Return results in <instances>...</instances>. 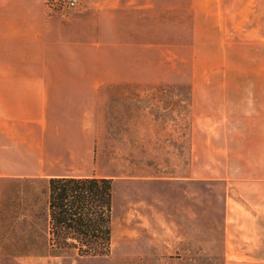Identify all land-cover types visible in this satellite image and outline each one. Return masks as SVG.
<instances>
[{"label":"crops","instance_id":"0c3cea01","mask_svg":"<svg viewBox=\"0 0 264 264\" xmlns=\"http://www.w3.org/2000/svg\"><path fill=\"white\" fill-rule=\"evenodd\" d=\"M95 1L63 13L49 10L47 0H0V264L59 256L54 247L42 252L8 243V232L26 231L31 218L49 228L53 178H108L98 167L96 142L111 124L113 105L149 90L137 84L154 78V58L133 53L149 47V32L154 46L156 13L186 16L184 25L203 29L206 23L218 29L219 16H226L227 32L241 31L246 65L242 180L252 188L245 190L244 215L264 214V0H98L91 5ZM139 32H146L141 44ZM230 121L229 116L227 125ZM243 244L245 255L259 256L249 264H264V228L244 236ZM25 255L34 257L28 261Z\"/></svg>","mask_w":264,"mask_h":264},{"label":"rangeland","instance_id":"374dc122","mask_svg":"<svg viewBox=\"0 0 264 264\" xmlns=\"http://www.w3.org/2000/svg\"><path fill=\"white\" fill-rule=\"evenodd\" d=\"M55 1L57 6L47 0L49 10L67 13L88 6V0H76L61 10L67 0ZM185 17L154 15V46L149 32V47L133 53L154 58V78L137 84L149 90L113 105L111 124L96 142L98 167L112 179L108 254L87 255L63 244L71 231H53L50 213L49 228L36 217L26 231L8 232L9 246L57 249L59 256L48 262L29 264H249L259 259L245 255L243 244L244 236L264 228V214L244 215L250 187L242 180L246 65L241 31L230 35L226 16H219L218 29L208 23L201 25L207 29L184 25ZM139 34L141 44L146 32Z\"/></svg>","mask_w":264,"mask_h":264},{"label":"trees","instance_id":"16d2710c","mask_svg":"<svg viewBox=\"0 0 264 264\" xmlns=\"http://www.w3.org/2000/svg\"><path fill=\"white\" fill-rule=\"evenodd\" d=\"M111 204L110 178L61 177L50 181L53 231H71L62 238L63 244L80 247L87 255H106L110 250Z\"/></svg>","mask_w":264,"mask_h":264},{"label":"built area","instance_id":"2783aa9c","mask_svg":"<svg viewBox=\"0 0 264 264\" xmlns=\"http://www.w3.org/2000/svg\"><path fill=\"white\" fill-rule=\"evenodd\" d=\"M54 6L58 5L57 1L54 0ZM76 5V0H67L66 3H64V6L61 10H68Z\"/></svg>","mask_w":264,"mask_h":264}]
</instances>
